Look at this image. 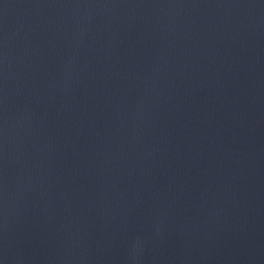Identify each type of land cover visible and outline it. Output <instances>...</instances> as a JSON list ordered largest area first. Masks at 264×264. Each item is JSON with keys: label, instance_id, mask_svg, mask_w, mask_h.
<instances>
[{"label": "water", "instance_id": "95a60500", "mask_svg": "<svg viewBox=\"0 0 264 264\" xmlns=\"http://www.w3.org/2000/svg\"><path fill=\"white\" fill-rule=\"evenodd\" d=\"M0 264H264V0H0Z\"/></svg>", "mask_w": 264, "mask_h": 264}]
</instances>
